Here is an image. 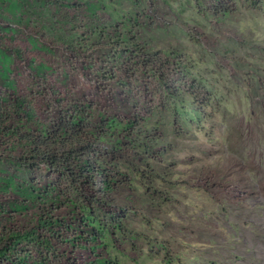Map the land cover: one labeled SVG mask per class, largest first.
Returning <instances> with one entry per match:
<instances>
[{
    "label": "rangeland",
    "instance_id": "1",
    "mask_svg": "<svg viewBox=\"0 0 264 264\" xmlns=\"http://www.w3.org/2000/svg\"><path fill=\"white\" fill-rule=\"evenodd\" d=\"M88 2L97 16L81 10L85 29L48 30L53 39L77 41L71 55L28 52L54 77H66L76 99L97 101L111 115L143 116L140 142L114 163L127 181L114 194L127 219L103 234L104 253L116 264H264V2L258 9L239 2L227 16L205 0ZM98 24L131 30L149 51L181 57L183 91L172 95L152 78L126 80L110 63L114 49L98 40ZM17 69L27 94L25 66ZM0 168H9L1 154ZM10 171L56 178L48 170ZM96 217L99 228L117 223L100 210Z\"/></svg>",
    "mask_w": 264,
    "mask_h": 264
},
{
    "label": "trees",
    "instance_id": "2",
    "mask_svg": "<svg viewBox=\"0 0 264 264\" xmlns=\"http://www.w3.org/2000/svg\"><path fill=\"white\" fill-rule=\"evenodd\" d=\"M205 1L217 16L233 14L239 2L256 9L264 2ZM91 6L88 0H0V154L9 166L0 168V264H59V257L72 264H116L103 251V234L120 231L127 219L114 197L127 181L114 163L140 142L143 116L111 115L97 101L76 99L66 77H54L45 61L28 52L45 47L71 55L77 41L53 39L49 27L85 29L89 18L81 10L97 16ZM93 30L114 49L110 63L126 80L152 78L172 95L183 91L178 78L187 69L181 57L151 52L138 33L117 25ZM19 63L25 66L27 94L19 88ZM12 167L48 170L56 178L23 177ZM97 210L117 223L99 228Z\"/></svg>",
    "mask_w": 264,
    "mask_h": 264
}]
</instances>
